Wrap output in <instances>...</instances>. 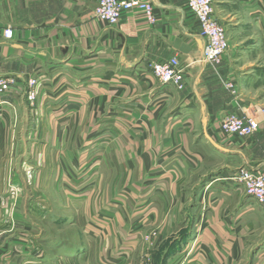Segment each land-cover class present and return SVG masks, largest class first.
<instances>
[{"label":"crops","instance_id":"crops-1","mask_svg":"<svg viewBox=\"0 0 264 264\" xmlns=\"http://www.w3.org/2000/svg\"><path fill=\"white\" fill-rule=\"evenodd\" d=\"M98 4L0 0V76L17 82L0 98V142L23 129L16 94L32 80L34 137L49 132L30 147L33 219L1 242L0 264H264V206L232 179L264 170V64L244 54L264 50V0H214L229 49L212 64L185 0H153L152 25L139 10L107 25ZM174 57L184 90L152 76ZM227 111L256 113L260 130L221 134Z\"/></svg>","mask_w":264,"mask_h":264},{"label":"built area","instance_id":"built-area-1","mask_svg":"<svg viewBox=\"0 0 264 264\" xmlns=\"http://www.w3.org/2000/svg\"><path fill=\"white\" fill-rule=\"evenodd\" d=\"M187 7L195 14L200 25L201 36L205 41L204 62L218 63L229 48V39L226 28L214 17V0H185ZM133 10H139L144 14L149 24L157 20L153 0H99L94 10V16L108 25L119 24L124 15ZM4 36L12 39L13 30L10 27L4 29ZM152 76L162 86L173 85L179 90L186 88V76L180 65V60L174 57L163 62H155L151 66ZM36 83V80L29 81ZM16 80L0 76V98L9 94L15 87ZM37 86L30 93L33 99ZM264 115V107L260 108ZM217 130L225 136L251 137L261 128V122L256 113L252 115H240L235 111H227L219 119ZM245 193L254 198L257 204L264 206V170L239 169L232 176ZM141 264H153L150 259Z\"/></svg>","mask_w":264,"mask_h":264},{"label":"rangeland","instance_id":"rangeland-1","mask_svg":"<svg viewBox=\"0 0 264 264\" xmlns=\"http://www.w3.org/2000/svg\"><path fill=\"white\" fill-rule=\"evenodd\" d=\"M242 23L244 25L243 30L246 32L248 30L246 23L248 22L242 20ZM223 26L226 28L225 25ZM244 54L248 58L258 59L260 65L264 64V50L245 52ZM35 86V83L29 82L20 94L15 93L20 99L21 107L24 108L23 111L26 112L23 119V129L21 127L20 129H15L13 142H0V244L3 240L6 241L9 236L12 237L28 230V226H20L18 221L24 218L33 219L32 216H27L28 204L33 201L34 197V181L30 175V178H28L26 174L35 165L33 152H31L33 150H30V147L37 141L49 142L48 131L41 132V138L39 135L34 137V130L31 125L34 116L31 115V109L38 104L39 93L36 92L35 97L31 99L29 92H33ZM192 197L189 204L196 209L193 206L194 200H192ZM192 211L194 212L195 210L189 208V216H191ZM31 229L33 228L31 227ZM174 246L175 244H172L168 248L172 249ZM162 255L157 259V262L155 261L156 264H167L168 260L165 258V253Z\"/></svg>","mask_w":264,"mask_h":264},{"label":"water","instance_id":"water-1","mask_svg":"<svg viewBox=\"0 0 264 264\" xmlns=\"http://www.w3.org/2000/svg\"><path fill=\"white\" fill-rule=\"evenodd\" d=\"M175 47L184 54H188L191 50L190 46L183 43L181 40H176Z\"/></svg>","mask_w":264,"mask_h":264}]
</instances>
